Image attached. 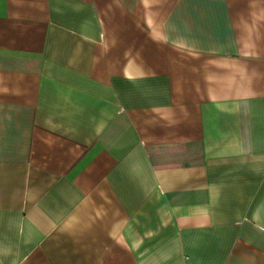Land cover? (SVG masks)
<instances>
[{
    "label": "crops",
    "instance_id": "1",
    "mask_svg": "<svg viewBox=\"0 0 264 264\" xmlns=\"http://www.w3.org/2000/svg\"><path fill=\"white\" fill-rule=\"evenodd\" d=\"M0 264H264V0H0Z\"/></svg>",
    "mask_w": 264,
    "mask_h": 264
}]
</instances>
